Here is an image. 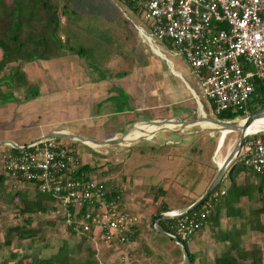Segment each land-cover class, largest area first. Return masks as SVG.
<instances>
[{"label":"rangeland","instance_id":"rangeland-1","mask_svg":"<svg viewBox=\"0 0 264 264\" xmlns=\"http://www.w3.org/2000/svg\"><path fill=\"white\" fill-rule=\"evenodd\" d=\"M121 2L122 0H89L88 5L86 3L83 10L86 12L92 10L93 13L91 14L96 17L98 24L97 29L100 32H98V37L101 35L102 39H106L105 32H108L107 38L111 40L110 43L111 46H113L112 48L109 47L111 51L115 52L116 49L118 50L120 48V45L126 46L128 43L127 61L128 66H131L130 70L134 65V68H137L140 74H145L141 78L144 80V86H139V92L133 93V97L135 98L133 99V103L141 109L138 112L135 111V117H144V119L153 120L179 114V116L189 121V119L201 116L203 112L207 117L219 120L216 114L212 112L211 103L200 95L197 84L192 79L190 69L184 63V60L178 56H173L172 52L168 50V48H165L163 43L154 38H151L150 45L147 39L135 28V24H133L137 23L145 26L144 22L131 14L129 10L127 12L125 7H122ZM123 11L127 12V17L123 15ZM59 22L61 25L67 24L66 18L61 14H59ZM104 27L108 30H105ZM79 34L82 36L80 32ZM88 37L90 39H95L92 35ZM61 38L64 39V35H62ZM103 43L106 46L108 45L105 41ZM152 47L162 53L166 60L162 58V56L160 57V55L155 54ZM101 55V58L105 60L108 58L109 54L101 52ZM110 55L112 54L110 53ZM63 56L70 59L76 58L79 63L74 66H79L78 68L81 73L84 72L85 74L81 75L79 71H76L78 73L70 74L71 76L66 75L65 79L60 77L61 83L67 84L66 88L68 90V99H64L63 103H32L35 106H33V110L30 111L29 106L24 108V102L41 94V83L39 80L34 81L28 79L26 75H23L21 78H15L14 82L16 85L13 87H9L8 83L6 84L5 82L0 84V92H2L0 93V135H8L18 130L23 138L21 139L19 137L17 139L21 141L25 139L27 141L36 137L37 133L43 132L44 129H50L51 126L49 124L54 121H57L55 122L57 126H68L72 130L81 131L77 134L83 136H95V132H99L100 129L110 134H116L118 132V136L122 135L127 127L123 129V131H119L118 126L125 122L127 114H113L114 109L112 111L109 110L110 105L106 103H129V106H131V97L127 95L128 93H123L120 88L113 85L110 86V90L116 91L118 98L116 97V99L106 101L102 105H97L96 103H103L102 100L97 101L93 95L89 97V93L81 90L86 87L89 82L91 83L92 74L95 73V71L92 70L93 68H90L83 59L80 57L78 58L74 54H66ZM14 66L15 64L8 65L7 71L4 73L3 70V74L6 75L8 73V76L11 75ZM171 68L180 73V78L172 74ZM174 73L179 76L177 72ZM138 78L140 79L139 75ZM50 80L52 81L51 77ZM185 83L189 84L194 90L197 98L188 93L184 87ZM1 85L4 86L1 87ZM7 90H9V92H4ZM152 91L158 93V99L154 101L147 96V94ZM12 92L16 96L21 95L23 97H15ZM152 97L154 98L155 96ZM23 100L25 101L23 102ZM172 103H178L174 107L175 109L172 108ZM262 104L264 103L258 105L261 106ZM179 106H181L180 109ZM260 106L257 108L260 109ZM242 116L243 115L237 116L233 121L239 122L246 117ZM261 120L263 119L255 120L249 127ZM201 123L206 126H211V124L215 122L210 121V123ZM240 125H244V123ZM200 127V125L189 126V128H184L183 132H172L170 130H159L157 134L155 132H146L144 137L129 143L130 145L135 143L133 148L125 143L129 141V138H126L124 143L117 144L121 148L112 149L113 151H111V153L109 152L107 155L101 151L95 152L90 145L82 141L72 142L71 140H67L72 143H70L71 148L76 149V151L81 154L80 164L83 165L82 162L86 161V163L89 162L90 165H92L90 170L95 178L101 179L107 177V181L110 185L114 184L112 185L114 188L123 189L125 195H123L124 197L121 199L122 203L127 205L125 209L128 212L137 216V222L140 228L134 240L128 239L119 243L110 244L103 241L101 238L99 241H93L91 238L85 239L81 251L75 250L74 253H72L74 258L72 264H85L86 259L92 257L96 260L95 264H184V254L179 247L170 248L164 244L165 246H160V250L152 243L151 237L158 234L157 232L159 231L151 228V213L152 217H155L158 211L164 209H167L166 211L173 210L174 208L172 207L179 204L185 197H189L190 193L193 194V189L196 190L206 182L211 181L213 176L217 175L219 168L218 163L223 162L226 156L233 150L241 133L237 130L229 132L224 140L221 141L222 145L218 150L221 133L215 129H202ZM135 129L136 123L127 136L133 135ZM153 133L156 134L154 140L152 139ZM169 139L173 140L174 143H166ZM59 140L61 139L59 138ZM176 141H178L180 145L176 144ZM117 145H112L113 147L111 148H116L114 146ZM159 145H162L164 147L163 149H165L163 150L165 154L160 161V164L165 168L163 171L156 168V166L160 164H153V156L150 154L152 153V147H158ZM177 146L187 149V151L179 152L176 150L172 153V159L167 158L168 153L171 152L170 147ZM105 147L107 146H98L100 149H105ZM139 147L149 152L143 159L139 158L141 161L127 159L119 163L121 158L125 156L129 157L126 149H135L136 152H138L137 150L140 149ZM5 148V146H0V153ZM193 148H196V150L194 151ZM122 152L124 155H120ZM241 170L244 171V169ZM164 171L166 172L163 173ZM245 171L246 175L256 183L257 187L262 186L261 191L256 189L257 200H255V204L252 203L251 206H257L259 204L263 207L264 173L257 176L250 171ZM0 175L4 176L0 181L2 188L6 187V191H8L6 192L7 195L9 191L14 194L16 190H23L25 188L38 192L35 186L29 181H19L8 177L1 169ZM164 175L168 177L163 179ZM163 187L165 189L170 188V195L168 198L173 203L168 205L159 202L154 211L152 208L156 204H153L154 202H152V200L157 190ZM141 188L144 190L143 192L140 190ZM1 192L4 193L5 190H0V194ZM2 195L3 194H1L0 197ZM10 198H5L4 206L6 212L0 216V243L5 239L6 232L11 225L16 223L28 225L26 221L28 217L33 218L32 225L30 226H34L39 230L34 242L31 241L30 238L19 239L17 237V232L14 231L12 233L13 240L11 246H3V248L0 249V259L9 256L11 248H26L30 243H34L36 248L39 247L42 250V254L43 251L47 253L56 250L63 238L69 240L72 248H76L77 245L81 243L80 236L70 232L64 215L55 209H50V211L46 213H33V215L27 213L19 215V200ZM128 200L138 208V211L129 208ZM141 202L148 204L150 209L147 210L144 205V208L140 209ZM56 207H58V205H56ZM139 213H143L144 215L145 213H150V216L146 218V221H141L138 216ZM142 225H144V230ZM162 237L168 238L165 237V235ZM248 239L249 242L247 244L252 248L259 246L260 249L257 251L261 257V262L259 264H264V233L257 234L256 237L250 238L249 236ZM255 240L256 242H254ZM172 244H174V242H172ZM90 246L93 248L96 247L97 249L94 256L89 252ZM188 247L191 251L190 242L188 243ZM200 253V251H197L195 254L197 256L200 255ZM155 254H158L159 257L153 259ZM204 259L205 260L202 258L203 261L208 262L207 258ZM196 261L197 260H195V262ZM198 262L200 263V261ZM248 264H252L251 261Z\"/></svg>","mask_w":264,"mask_h":264},{"label":"built area","instance_id":"built-area-1","mask_svg":"<svg viewBox=\"0 0 264 264\" xmlns=\"http://www.w3.org/2000/svg\"><path fill=\"white\" fill-rule=\"evenodd\" d=\"M127 1L141 9L135 17L145 26L133 24L150 45L151 38L171 44L173 53L196 72L200 95L211 103L213 114L243 109L256 82L264 84V0ZM19 146L5 155L8 177L54 194L67 223L91 231L92 237L99 233L110 244L130 238L137 216L124 208L121 195L106 201L107 191L96 182L68 175L76 161L69 143L52 137ZM236 162L252 173H264V129L248 136ZM225 194L213 192L212 200ZM213 208L208 202L204 211L170 210V227L181 240H190Z\"/></svg>","mask_w":264,"mask_h":264},{"label":"trees","instance_id":"trees-1","mask_svg":"<svg viewBox=\"0 0 264 264\" xmlns=\"http://www.w3.org/2000/svg\"><path fill=\"white\" fill-rule=\"evenodd\" d=\"M88 2L89 0H0V84L5 82L6 84L8 83L9 87L15 86V78H21L23 75L25 76L21 66L25 62L35 59L57 58L66 54H74L78 58L80 57L102 78L109 74L113 75L117 73V75H119L126 73V71L123 70L110 72V69L102 63L103 59L101 58V52L110 54L113 51H111L109 47L112 48L113 46H111V40L107 38V31L105 32L106 39H102L101 35L98 37L99 31L97 29L98 24L96 17L91 14L93 13L92 10H90V12L83 10V7L86 6V3L88 5ZM121 3L122 7H128V9L133 12L132 14L134 16L137 17L141 14V9L129 1L122 0ZM59 14L66 18L67 24H60ZM62 35H64V39L61 38ZM89 35H92L95 39H90L88 37ZM104 41L108 44L107 46L103 43ZM165 43L172 47L171 44ZM124 46L125 45H120L118 51L124 49ZM11 64H15L13 72L9 76L4 75V68ZM130 67L131 66H128V72H130ZM246 103L243 109L237 111L227 110L224 113L217 114L216 117L221 121L235 120L239 115L245 117L259 110L257 107L260 105L258 104L264 103V84L261 80L256 82L254 91ZM263 106L264 104L260 107ZM70 143L71 142H69V146ZM11 150L18 151V149L14 147H11ZM72 151L75 158H77L76 150L72 149ZM87 167L88 165L86 164L82 165L79 169V173L74 178L79 179ZM241 169L247 170L239 163H236L234 168L230 171L228 176L231 178L232 182L226 197L224 195L217 201H214L212 200V193L210 197L201 205L191 210L190 213L192 211H204L207 203L211 202L214 208L206 215V218H208L209 222L213 221L216 225L220 213L217 209H219L223 203L229 206L232 202L238 201V198L244 195H248L252 198L251 192L254 185L251 183L243 185L244 190H240L241 186L237 185L236 177L238 173L242 171ZM256 175L258 176L260 174ZM215 177L216 175L211 179L209 186ZM223 184L224 181H222L214 192L216 193L222 190ZM35 188L38 191L36 193L37 197L32 199L28 198L29 194L27 191H16L14 194L9 192L7 195L8 198L11 197L10 199L16 198V196L18 197V214L24 215L28 213L29 215H33V213H46L52 208L57 211L58 208L54 205L57 204L55 195L47 192L41 193L37 186H35ZM257 189L261 191L262 186H258ZM118 195H121V191L111 187V189L107 191L106 201L115 199ZM46 201L52 202L54 206L52 208L49 207ZM166 210L167 209L158 211L156 215ZM215 210H217V213H214ZM70 211L74 212L73 209ZM83 212L84 210L78 215L81 216ZM263 212L264 206L259 210L252 211L254 216H247V220L242 222L239 227L235 224V229L227 230V232L222 233L220 239H229L230 244L221 255L216 257L212 264H244V261L247 259H250L253 264H259L261 262V257L257 253L260 249L259 246L252 249L243 247L241 234L248 229L255 231V234H263L264 221H262L261 218ZM32 220V217L26 218L28 225L18 223L11 225L6 232L5 239L0 243V249L3 248V246H11L13 240L12 233L14 231L17 232V237L19 239L30 238L31 241L34 242L39 229L30 226L32 225ZM170 221H172V219H165L162 223L166 227L171 228ZM68 228L71 233L79 235L81 238V243L78 244L76 248H72L69 240L63 238L56 250L47 253L43 251L42 254V250L39 247L36 248L34 243H30L26 248H11L9 256L4 257L0 264H72L74 261L72 253H74L75 250L81 251L83 241L87 238H91L92 233L91 231H85L81 227L75 225L68 224ZM171 229L175 231L173 228ZM139 230L140 228L137 224L134 226V231L131 232L130 238L134 239ZM183 241L189 250V240L184 239ZM96 250V248L89 247V252L93 256L96 254ZM190 256L192 264H194L197 256L194 252H190ZM95 262V258L92 257L86 259L85 264H95Z\"/></svg>","mask_w":264,"mask_h":264},{"label":"crops","instance_id":"crops-1","mask_svg":"<svg viewBox=\"0 0 264 264\" xmlns=\"http://www.w3.org/2000/svg\"><path fill=\"white\" fill-rule=\"evenodd\" d=\"M127 41H128V39H127ZM164 46H165V48H168V50H170L172 52L173 56H176L173 53L172 47H170L167 44H164ZM127 49H128V43L126 46H124V49H122L121 51H118L116 49L115 52L111 53L112 55L109 54L107 59L102 60L103 61L102 63L104 65H106L107 68L110 69L109 70L110 72H115L116 70L117 71L123 70V71H126V73H122L119 75H117V73L113 74V75L109 74L108 76L102 78L101 76L98 75L97 72H95L92 74L93 76L91 79V83L89 82L88 85L86 87L82 88L81 90L83 92L89 93L90 94L89 97H91V95H93L94 98L97 99V101L102 100L103 103H96L97 105H102L106 101L116 99L118 94L116 91H111L110 86L116 85L118 88L121 89V91L123 93H126V94L128 93L127 95H129V97H131V101H132L131 106L132 107L129 106V103H117V102L116 103H106L107 105H110L109 110L112 111L114 109L113 114H116V113L122 114V115L127 114L126 115L127 117H125V122H124L125 124L123 123V124L118 126L119 131H123V129L128 127V125L131 124L133 121L140 120V121L136 122V126L139 124V127H140L135 132L138 135H142V132L143 131L145 132L147 130V128H149V127H152L156 131L158 129H160L161 127H167V128H171L170 131L177 132L178 130H176L177 129L176 125H172L170 123H165L163 125H156V123H155L152 126V125H149V124L143 122V120H147V119H144V117H141V118L135 117V114H134L135 111L138 112L141 109L139 108V106L137 107L136 105H134L133 99H135V98L133 97L134 96L133 93L139 92V88H138L139 86H141V85L144 86V80L141 78L145 74L144 73L140 74L139 70H137V68H134V65H133L132 69L130 70V72H128ZM162 58H165V57L162 56ZM165 60H166V58H165ZM77 63H79V62H77L76 58L70 59V58L64 57V56L57 57V58H51V59H44V58L43 59H35L32 61L23 63L22 69H23L25 75L27 76V78L32 79L34 81L39 80L41 83V86H40L41 94L35 98H32L29 101L24 102L25 100H23L24 108L29 106L30 111H32L33 106H35L32 103H44V102L47 104H49V103H63L64 99L67 100L68 99L67 98L68 90L66 88L67 84L61 83L60 77H63L65 79L66 75L71 76L70 74L78 73L76 71H79L81 73V71L78 68L79 66L78 67L74 66V65H77ZM184 63L187 65V63L185 61H184ZM187 66L189 67V65H187ZM7 69H8L7 67L4 68V73L7 71ZM189 69H190V73H191L190 75L192 76V79L195 81V83L197 84V87H198L199 86L198 75L190 67H189ZM171 72H172V74H174L175 76L180 78L181 75L178 71H175L173 68H171ZM174 72H177L179 74V76L176 75ZM137 74L139 75V77L142 81L138 78ZM81 75H85L84 72H82ZM50 77L52 78V81L50 80ZM48 82H51V83H48ZM2 86H4V85H1V87ZM184 87L188 91L189 94H191L195 98H197L196 93L189 86V84L185 83ZM198 89H199V87H198ZM4 92H9V90L4 91ZM151 93H152V96H155L154 98L151 96ZM151 93H148L147 96L149 98H151L152 101H154L155 99H158L157 98L158 93L153 92V91ZM12 94L15 97H20V98L23 97L21 95L16 96L13 92H12ZM196 101H197V99H196ZM158 104H161V103H158ZM177 104L178 103H172L171 104V105H173L172 108L175 109L174 107ZM122 106H124V107H122ZM168 106H170V105H168ZM180 107L181 106H179V109H180ZM165 108H167V107H165ZM204 114L202 112L201 115H204ZM173 115H179V114H173ZM169 116H172V115H169ZM166 117L157 118V119L158 120L164 119ZM55 122H57V121H54L51 124H49L51 126L50 129H48V130L44 129L43 132L37 133V136L30 139V140L26 141L24 139L23 141H21L20 139H17L19 137L22 139L23 136L21 135L20 131L15 130V131H13V133H9L8 135H0V143L13 141L17 144H25V143H28L32 140H38V139L42 138L43 136H45V134H47L51 131H54V130H61V131L68 132V133L75 135V136H80V137L83 136V135L77 134V133H80L81 131L72 130L68 126H57L55 124ZM205 123H208V122H205ZM59 124H60V122H59ZM156 131H154V132H156ZM181 132H183V131H181ZM95 133H96L95 136H83V137L102 139V140L103 139L109 140V139H113V138L118 137V135H117L118 132L116 134H110V133H107L106 131L105 132L102 131L101 129L99 132H95ZM156 134H157V132H156ZM156 134L153 135V137H152L153 140L155 139ZM110 135H112V136H110ZM59 138L60 137H57V140H59ZM60 139L61 140H59V141H64V142L69 143L66 139H63V138H60ZM129 140H130V138H129ZM148 140H151V139H148ZM130 142H131V140L129 141V143ZM125 143H127V142H125ZM166 143H174V141L169 139ZM86 144H88V143H86ZM176 144L180 145V143L178 141H176ZM219 144H220V141H219ZM88 145H90L94 149L95 152L101 151L102 153H105L106 155L109 152L111 153V151H113L112 149L121 148L119 145L114 146L116 148H111V147H113L112 145L111 146L104 145V146H107L108 148L105 147V149H100V148H98V146L91 145V144H88ZM134 145H135V143H133L131 145L129 144V147L133 148ZM0 146L6 147L0 153V164H1L0 169L2 172H4V174H6V172L4 171L5 155L7 153H9V151L11 150V147H13V145H11V144L1 145L0 144ZM139 148L140 149L137 150L138 152H136L135 149H126V152H128L127 154H129V157L125 156L124 158H121L119 163H122L123 160H127V159H132V161H136V160L141 161V159H139V158L143 159L145 156H147V154L149 152H147L146 149L143 150V149H141V147H139ZM163 148L164 147L162 145H159L158 147H155V146L152 147V153H150V154L153 156V164H160L161 158L165 154V152L163 151L165 149H163ZM170 148H171V150H170L171 152H169L167 155V158H169V159L173 158L172 153H174L176 150L179 152L187 151V149H184V148L179 147V146L170 147ZM193 150L195 151L196 148H193ZM82 153L84 154L83 151H82ZM122 154L124 155L123 152L120 153V155H122ZM76 156H77V158H76L74 167H72L71 170L68 171V175H71L72 177H75L79 173V171H80L79 169L82 166L79 162L80 158H81L80 157L81 154L78 151H76ZM82 163H83V165H85L86 161H84ZM222 163L223 162L218 163V165H222ZM86 164L88 165V167L85 171H83V173L81 174L79 179L84 178V179H89L91 181H94L101 188H103L106 191H108L109 189H111V187H113L112 185H114V184L110 185L107 181V177L101 178V179L95 178V176H93L91 174V170H90L92 168V165H90L89 162H87ZM156 168L161 170V171L165 170V168L161 164L156 166ZM165 172L166 171H164L163 173H165ZM229 173L230 172H227L225 178L223 179L224 184H223L222 190L226 191L225 197L227 196V193L229 191V188H230L231 182H232L231 178L228 176ZM167 177L168 176L164 175L163 179H166ZM1 178H4V176L0 175V179ZM236 182H237V185L241 186L240 190H244L243 185H246L248 183L249 184L251 183L252 185H254L252 192H251L252 198L249 197L248 195L247 196L244 195L241 198H238V201H235L234 203L232 202L229 206L228 205L226 206L223 203L220 206V208L217 209L220 212L218 223L215 225V223H213V221H210V222L208 221L206 223V225H204L202 228H200L196 233H194L191 236V238L189 240L190 245H191V251L190 252H194V253H197V251L201 252L200 255H197V259H196L197 261L194 264H212L213 261L216 259V257L221 255L222 252L224 250H226L230 244L229 239L228 240L220 239V237L222 236V233L227 232V230L235 229V224H236V226L239 227L242 222H245L247 220V218H248L247 216H249V215L254 216L252 211L259 210V209L263 208L259 204L257 206H251V204L254 203L255 200H257L256 199L257 186H256V183H254L253 180H251L250 177L246 175L245 170L238 173V175L236 177ZM209 183H210V181L206 182L203 186H200V188H197L196 190L193 189L192 190L193 194L190 193L189 197H185L182 201H180L179 204H177L175 207H172V208H174L173 210H177L179 212H185L186 209H188L192 205V203L196 199H198V197H201V195H203L206 192V190L209 187ZM32 184L34 185V183H32ZM0 190H5L4 193L1 192V194H3V195L0 197V216H1L4 212H6V208L4 206V201L6 200L5 199V197H7L6 192H8V191H6L7 190L6 187L2 188L1 183H0ZM116 190H118V189H116ZM119 190L121 191L120 199H123V197H124L123 195H125L124 191L122 188L121 189L119 188ZM140 190H142V188ZM16 191H27L29 194L28 198H30V199L37 197V194H36L37 192H34L33 190H29L28 188L27 189L25 188L23 190H16ZM143 191L144 190H142V192ZM157 195H159V196H157ZM169 195H170V188H168V189H165L164 187L159 188L157 190V193L155 194L153 200H152V202H154L153 204H156L153 206L152 209L155 211L159 202L171 205V203H173V202H171L170 199L168 198ZM15 199L17 200L18 197L16 196ZM128 199L130 200L129 197H128ZM129 200H128L129 208H132L134 210L136 209L138 211V208L135 205H133V203H130ZM121 203H122V200H121ZM46 204L49 207H51V206L53 207L55 205V204L53 205V203L50 201H46ZM122 205L124 206V208L127 207V205H125L123 203H122ZM140 205H141L140 209H142L144 207L147 210L150 209V206L146 203L141 202ZM143 205H144V207H143ZM57 208H58L57 211L63 215L64 214V208H62L60 206H58ZM217 210H215L214 213H217ZM145 215L143 213H139L138 214L139 219L141 221H146L147 220L146 218L148 216H150V213L149 214L145 213ZM263 215H264V212H263ZM263 215L261 216L262 221H264ZM150 217H151V219L154 218V217H152V213H151ZM142 226H143V230H144V225H142ZM151 228H152V224H151ZM157 233L158 234H155L154 236L151 237V241L154 244V246L156 245L157 248H159L160 250H161L160 246H165V245H167L170 248L179 247V249L183 253L182 248L180 247L179 243H177L173 239L169 238L165 234H162L161 232H157ZM164 235H165V237H168V238H163L162 236H164ZM256 235L257 234H255V231H253L251 229L244 231V233L241 234V239H243L242 246L245 248H252L251 246H249V244H247L249 242L248 238H249V236H250V238L256 237ZM100 238L101 237L97 233H96V235L94 234L93 237L91 236V240L93 239V241H97V240L99 241ZM134 239L130 238L129 240H134ZM103 241H105V240H103ZM172 242H174V244H172ZM254 242H256V240ZM158 257H159L158 254H155L153 259H156ZM202 258H203V260H205L204 258H207L208 262L203 261ZM1 260L2 259H0V263H1ZM198 261H200V263ZM250 261H251L250 259H247L244 261V264H248V263H250Z\"/></svg>","mask_w":264,"mask_h":264},{"label":"water","instance_id":"water-1","mask_svg":"<svg viewBox=\"0 0 264 264\" xmlns=\"http://www.w3.org/2000/svg\"><path fill=\"white\" fill-rule=\"evenodd\" d=\"M263 116H264V106L261 107L256 112H254L253 114H249L247 117H245L246 121H245L244 125H240V123L233 121V120L221 121V120L213 119L216 124H221L223 127L226 126L227 129L230 131H236V130L240 131L241 132L240 137H239L237 144L235 145L233 150L228 154V156L226 157V159L222 163V165L218 166L219 168H218L217 175L214 178V180L212 181V183L210 184V186L208 187V189L206 190V192L201 197H199L195 202H193L192 205L188 209H186L185 212H190L195 207L201 205L208 197H210V195L222 183L223 179L226 176V173L230 172L234 168V165L237 163L236 162L237 158L240 155L248 136L251 134L246 130L247 126H249L255 120L260 119ZM205 119H207V116L201 115V116H198L196 118L189 119V121H187L182 116L176 115V116H169V117H166L164 119H159V120L158 119L143 120V122H145L147 124L156 123V125H163L165 123L170 122L171 120H177L181 124L182 128L180 129L178 127L176 130L183 131V129L188 127L189 125L197 124L198 122L203 121ZM208 119H209V117H208ZM137 121H140V120L133 121L131 124L128 125V127L125 129V131L122 133V135L118 136L117 138H113V139H109V140L87 138V137H83V136L80 137V136H75V135H72L68 132H64L61 130H54V131H51V132L45 134V136L38 139V141H44L45 139H49L52 137H60V138L66 139V140H71L72 142H81L82 141V142L86 143V141H91L92 143H94L97 146H102V145L111 146V145L122 144V143H124L127 134L132 130V128L134 127V125ZM159 130L166 131V130H170V128L161 127L157 131H159ZM155 133L152 134V137ZM223 137H225V135ZM223 140H224V138H223ZM0 144L1 145L11 144L16 148H20L19 144L15 143L13 141L3 142ZM220 147H221V145L219 146L218 149H220ZM171 217H172V214H170L168 211L160 212L158 215H156L152 219V228L154 230L161 232L162 234H165L169 238H171L174 241H176L177 243H179L180 247L182 248L183 254H184V264H192L190 251L187 249V245L185 244V242L183 240H181L178 237V235L176 233H174L173 230L166 227L162 223V220H165V219H168Z\"/></svg>","mask_w":264,"mask_h":264},{"label":"bare ground","instance_id":"bare-ground-1","mask_svg":"<svg viewBox=\"0 0 264 264\" xmlns=\"http://www.w3.org/2000/svg\"><path fill=\"white\" fill-rule=\"evenodd\" d=\"M153 48V47H152ZM153 50V52L155 53V54H158V55H160V57L162 56V54L156 49V48H153L152 49ZM165 54V53H164ZM210 119V118H209ZM208 119V117H207V119H205V120H203V121H200V122H198L197 124H194V125H189V126H195V125H200L201 126V128L202 129H210V130H213V129H215V130H217V131H219L220 133H221V137H220V144H219V146L220 145H222V140H223V138H225V137H223L224 135L226 136L229 132H231L230 130H228L227 129V127L225 126V127H223L221 124H216V123H212L211 124V126H206V125H204L203 123H201V122H208V123H210V121L211 122H214V120L213 119H210L209 120ZM260 119H263V120H261V121H259V122H257V123H255V124H253L252 126H247V128H246V130L249 132V133H257V132H260L261 131V129H264V116L263 117H261ZM260 119H257V120H260ZM245 118H243V119H241L238 123H240V124H242V123H245ZM145 123V122H144ZM168 123H170V124H172V125H176V127L178 128H182V126H181V124L179 123V121H177V120H171L170 122H168ZM153 124H155V123H153ZM153 124H149V125H152L153 126ZM189 126H188V128H189ZM138 128H140L139 127V124L136 126V129H135V132H136V130L138 129ZM187 128V127H186ZM171 129V128H170ZM154 131H156V130H154L152 127H149V128H147V130L144 132H142V135H138V134H136L135 132H134V134L133 135H131V136H126V138H130V140L131 141H133V140H137V139H139V138H141V137H143V136H145V134H146V132H154ZM126 138H125V141H126ZM129 140V139H128ZM129 140V141H130ZM124 141V142H125ZM129 141L127 142V144H129ZM86 143H88V144H91V145H95L94 143H92L91 141H86ZM95 146H97V145H95ZM221 148V147H220ZM225 161V160H224ZM223 161V162H224ZM218 166H221V165H218Z\"/></svg>","mask_w":264,"mask_h":264}]
</instances>
